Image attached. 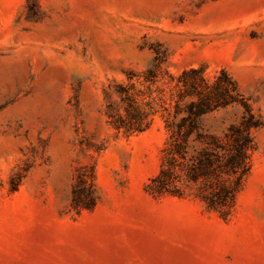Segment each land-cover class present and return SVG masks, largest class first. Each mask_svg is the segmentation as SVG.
Instances as JSON below:
<instances>
[{
    "label": "rangeland",
    "instance_id": "374dc122",
    "mask_svg": "<svg viewBox=\"0 0 264 264\" xmlns=\"http://www.w3.org/2000/svg\"><path fill=\"white\" fill-rule=\"evenodd\" d=\"M155 56L226 70L262 121L225 217L182 170L183 194L152 191L160 114L109 121L107 92L143 89ZM0 264H264V0H0Z\"/></svg>",
    "mask_w": 264,
    "mask_h": 264
},
{
    "label": "trees",
    "instance_id": "16d2710c",
    "mask_svg": "<svg viewBox=\"0 0 264 264\" xmlns=\"http://www.w3.org/2000/svg\"><path fill=\"white\" fill-rule=\"evenodd\" d=\"M164 62L165 57H154L144 75L143 89L116 84L107 92L109 121L118 130L134 133L160 114L169 136L161 170L152 179V191L183 194L178 185L182 170L187 179L203 181L201 198L225 217L251 170L253 130L262 126V121L226 70L210 78L202 67H192L175 76L161 70ZM233 105L243 108L237 123L221 132L206 125L207 115Z\"/></svg>",
    "mask_w": 264,
    "mask_h": 264
}]
</instances>
